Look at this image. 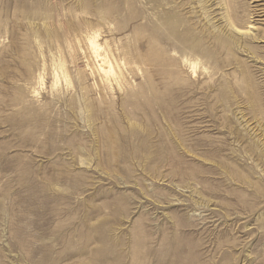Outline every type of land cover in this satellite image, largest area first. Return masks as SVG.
I'll use <instances>...</instances> for the list:
<instances>
[{
  "label": "rangeland",
  "instance_id": "obj_1",
  "mask_svg": "<svg viewBox=\"0 0 264 264\" xmlns=\"http://www.w3.org/2000/svg\"><path fill=\"white\" fill-rule=\"evenodd\" d=\"M254 1L0 0V264H264Z\"/></svg>",
  "mask_w": 264,
  "mask_h": 264
},
{
  "label": "bare ground",
  "instance_id": "obj_2",
  "mask_svg": "<svg viewBox=\"0 0 264 264\" xmlns=\"http://www.w3.org/2000/svg\"><path fill=\"white\" fill-rule=\"evenodd\" d=\"M222 1H226V0H222ZM253 3L258 4L256 7H254L255 13H253V14L256 18L259 19L258 21H262V19L264 18V9H263L264 0H255ZM228 18H229V26L232 29H234L235 31H237L238 33L242 32L241 29H244V25H242V23L237 22V20L233 17V15H229ZM249 24H251V23H249ZM99 37H100V34L98 32H96V34L92 33L88 36V38H86L87 43H88L89 55H90L91 59L98 64V73L101 74V76H102L101 79H102L103 84H106V85H110L112 83L120 84L123 81V79L121 77L122 74L117 73L115 71L111 61L109 60V58L107 56H104V54L102 52L103 47H102V44H100V42H99ZM122 60L123 59H121V60L114 59V61L117 64L120 63L119 61H121V63H123ZM191 60L192 59H190L188 56H183V62L189 63V62H192ZM117 70H118V68H117Z\"/></svg>",
  "mask_w": 264,
  "mask_h": 264
}]
</instances>
